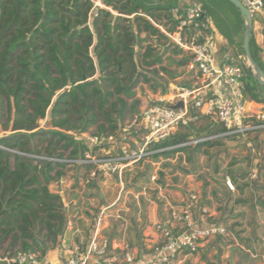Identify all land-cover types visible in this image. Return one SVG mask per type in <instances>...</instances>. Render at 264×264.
<instances>
[{
	"label": "trees",
	"instance_id": "1",
	"mask_svg": "<svg viewBox=\"0 0 264 264\" xmlns=\"http://www.w3.org/2000/svg\"><path fill=\"white\" fill-rule=\"evenodd\" d=\"M197 1L218 33L246 56L240 10L229 0ZM106 5L109 9H99L90 19V0H0V133L9 131L0 135V145L22 152L0 148L1 256L21 249L43 258L59 244L68 221L65 200L52 189L65 177L67 163L35 161L26 154L80 157L88 146L74 133L121 130L134 89L142 83L156 89L151 82L167 71L162 64L168 49L182 54L153 23L173 30L179 0H106ZM153 38L155 44L143 45ZM250 51L264 70V48L254 31ZM242 67L245 97L264 103V85L247 65ZM40 119H46L50 128L36 130ZM94 125L96 131H90ZM181 127L155 145L173 148L156 155L170 157L190 150V145H177L200 136L192 134L194 122ZM225 131L221 127L208 134ZM227 136L198 142L195 151L201 145L213 147ZM90 186L95 187L94 182Z\"/></svg>",
	"mask_w": 264,
	"mask_h": 264
},
{
	"label": "built area",
	"instance_id": "2",
	"mask_svg": "<svg viewBox=\"0 0 264 264\" xmlns=\"http://www.w3.org/2000/svg\"><path fill=\"white\" fill-rule=\"evenodd\" d=\"M90 1L92 3L90 19L98 15L99 9H109L106 0ZM241 1L254 16L264 14V0ZM174 14L178 23L173 30L170 29V25L164 26L154 21L153 23L167 37L172 47L178 48L183 55L188 56L191 69L197 70L200 78L194 87L171 85L168 91L158 94L150 104L134 114L132 119L114 134L94 135L85 132L79 136L74 133L76 138L82 139L88 146V149L78 158H69L68 154L63 157L33 153L26 155L35 161L67 163V166L72 167L90 166L91 178L96 182L100 180L107 183L117 176L122 178L129 168L148 159L151 155L164 149H171L170 147L155 148V145L171 137L181 126L196 121L201 114L209 116L226 131L203 135L177 146L213 140L226 135L264 130V110L247 108L248 100L244 95L243 80L245 72L241 64L230 60L219 64L215 59L216 47L210 36L213 22L203 4L194 1L188 5H179L174 9ZM261 29L263 31L264 25ZM210 92L212 93L209 94ZM180 100L184 102L183 108L171 107ZM133 132L140 133V140L130 139ZM120 141L122 145L119 152L105 151L108 145ZM0 148L22 153L1 145ZM153 179L157 180V177L154 176ZM225 183L230 190H236V185L229 176H225ZM122 191L109 205L99 207L97 199H91V207L98 208L95 214L93 236L84 252L77 247L69 249L68 255L61 264H87L91 259H94V264H175L180 252L194 253L198 250L201 241L227 234L224 226L207 224L200 227L199 224L206 223L207 211L202 210L200 216L194 218L189 203L172 208L171 218L183 226L184 229L181 232H175L169 224H156L155 227L163 241L156 246V256L152 260L137 261L128 245H124V252L122 256H119L111 252L112 242L102 235V230L111 224L108 223L109 221L119 219L125 222L126 219L122 213L128 206V199L122 196ZM196 198V195H191V199ZM69 225H73L71 219L66 226ZM61 235L64 236V234ZM62 247L67 248L66 242L62 243ZM2 263L43 264V260L38 252L18 249L11 255H0V264Z\"/></svg>",
	"mask_w": 264,
	"mask_h": 264
},
{
	"label": "crops",
	"instance_id": "3",
	"mask_svg": "<svg viewBox=\"0 0 264 264\" xmlns=\"http://www.w3.org/2000/svg\"><path fill=\"white\" fill-rule=\"evenodd\" d=\"M194 1L197 0H179V4L188 5ZM259 16L264 19V14ZM256 39L259 46L264 48V36L256 34ZM152 40L155 43V38ZM166 54L177 56L169 49ZM261 55L264 58V52ZM226 57L220 56L216 48L215 59L219 64L228 61ZM181 60H175V65L179 67L184 63L181 66L184 67V71L175 78L174 82L169 83V87L175 84L194 87L200 76L197 70L191 69L188 56H185L182 63ZM247 108L263 110L264 103L247 101ZM194 126L196 129H193L192 134L199 136H202L203 131L209 132L221 128L209 116L203 114L194 121ZM181 128L183 127L179 129ZM130 139L140 140V133L133 132ZM121 145V141L108 145L105 151L119 152ZM190 146L188 152H178L170 157L162 154L151 155L129 168L122 178L117 176L107 183L92 179L90 166L76 167L80 169L79 180L76 182L78 187L71 188L74 181L70 178L68 182L66 181V171L65 177L57 185H53L52 189L59 186V192L63 193L65 200L68 220L71 219L73 225L66 226L62 233L64 236L59 237V244L49 249L43 257V264H61L68 255L69 249L74 247L84 252L93 236L95 214L98 211V208L91 207V199H97L99 207L109 205L122 189H124L122 196L128 199V206L122 213L126 220L125 222L119 219L109 221L108 223L111 224H107L109 226L102 230V235L112 242V253L122 256L124 245H128L137 261L152 260L156 256V246L163 241L155 227L156 224H169L175 232H181L183 226L171 218L172 208L190 203L194 218H198L202 210L207 211L206 223L199 224L200 227L207 224L224 226L227 234L201 241L198 250L194 253L180 252L175 264H264V178L260 175L256 181V189L259 190L257 193L252 189L254 184L244 182L231 170H227L229 173H223L207 165L199 167L196 165L198 167L196 168L195 165L190 164L194 155L202 154L206 145H201L196 151L194 144ZM261 172L264 173V170H259L258 173ZM135 173L143 176L152 191L148 188V191L146 188L133 191L134 185L143 184L139 175L133 176ZM131 176L133 178H130ZM154 176L157 180L153 179ZM225 176L233 180L236 185L235 191L227 187ZM92 182L95 187L90 186ZM72 193L74 197L68 200ZM191 195H196L197 198L193 200ZM63 241L66 242L67 248L62 247ZM87 264H94V259L89 260Z\"/></svg>",
	"mask_w": 264,
	"mask_h": 264
},
{
	"label": "rangeland",
	"instance_id": "4",
	"mask_svg": "<svg viewBox=\"0 0 264 264\" xmlns=\"http://www.w3.org/2000/svg\"><path fill=\"white\" fill-rule=\"evenodd\" d=\"M263 25H264V19L259 15L255 16V20L253 23V31L255 35L262 34V36H264V29L263 31H261L262 30L261 27H263ZM210 34H211L210 36L213 38V41L216 45L217 51L220 54V56H227L226 60L236 62L238 64H241V66L250 65V62L248 61L247 57L243 54L241 47H238L232 41L229 44L227 40L218 33V31L215 29L214 26H212L210 30ZM143 36L144 35H142V37ZM148 43L155 44L153 40L152 41L148 40L145 43H143V45H146ZM167 55L168 54L163 56V64H162V66L167 71H163V72L160 71L159 74L154 78V81L151 82L152 85L156 86V89H154L148 83H142L134 89L133 91L134 97L128 100L129 107L126 110L125 123L130 121L133 115L136 114L138 111L142 110L143 107H146L148 104H150L151 101H153L158 96L159 93H165L168 90L169 83L174 82L175 78L179 74L182 75V72L184 71V67L181 66H183L184 63H182L181 66L177 67L175 65V60L183 59L184 55L181 56L180 55L167 56ZM158 67H160V65ZM154 95L155 97H153ZM135 101L139 102V104L136 105L135 111H132L131 106H133ZM38 123H39V127L36 130L38 129L46 130L50 128L46 119H42V120L40 119ZM96 129H97V125H94L90 129V131H96ZM8 133L9 131L7 132L4 131L0 133V135H4ZM201 133H203L204 135H208L209 132L203 131ZM217 142L218 143L213 147L206 145V147L203 149L202 154H195L192 164L190 165L192 166L195 165L194 167L196 168H198L199 166L207 165L223 173L228 172L227 170H231L236 175H238L240 179L242 178L244 182H251L252 184H254V186H252L253 187L252 189L258 193L259 190L256 189L257 188L256 181H258L260 175H262L260 176L261 178H264V173L262 172L258 173L259 170L260 171L264 170V130H256V132L248 131L242 134L230 135L227 136L226 138L218 139ZM183 165L189 167L186 164ZM79 170L80 169L76 167H72V166L67 167L66 181L68 182L69 178L70 180L74 181L71 185L72 186L71 188L78 187L76 182H78L79 180V176H78ZM138 175H136L135 173L133 176L137 177ZM130 178L133 177L131 176ZM140 181H142L143 184L142 185L139 184L136 186L134 185V187H132L133 191L135 190L141 191L143 190V188L146 189L148 188L149 191H152L145 182L146 180L143 179V176L140 178ZM53 189L55 192L60 191L59 186H55L53 187ZM66 193L67 192L65 191V195ZM74 195L77 197L76 194ZM72 197H74L73 193L67 199L68 200L69 198L72 199ZM41 260H43V258H41Z\"/></svg>",
	"mask_w": 264,
	"mask_h": 264
},
{
	"label": "water",
	"instance_id": "5",
	"mask_svg": "<svg viewBox=\"0 0 264 264\" xmlns=\"http://www.w3.org/2000/svg\"><path fill=\"white\" fill-rule=\"evenodd\" d=\"M232 2L241 13L242 18L245 21V33H244V40H243V47L246 54V57L248 61L250 62V65L248 66V71L253 74L256 79L264 85V70L261 68V66L254 60L251 51H250V42H251V36L253 31V21L255 19L254 14L242 3L241 0H229ZM173 108H183L184 102L183 100H180L176 104L171 105ZM39 242L42 244V246H46L47 242L43 240L42 238H38ZM234 251V249H232ZM232 259V258H231Z\"/></svg>",
	"mask_w": 264,
	"mask_h": 264
}]
</instances>
